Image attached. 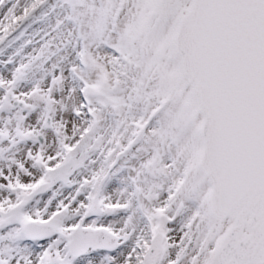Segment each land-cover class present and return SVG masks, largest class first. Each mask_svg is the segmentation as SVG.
<instances>
[{"label":"snow or ice","instance_id":"snow-or-ice-1","mask_svg":"<svg viewBox=\"0 0 264 264\" xmlns=\"http://www.w3.org/2000/svg\"><path fill=\"white\" fill-rule=\"evenodd\" d=\"M0 264H264V0H0Z\"/></svg>","mask_w":264,"mask_h":264}]
</instances>
